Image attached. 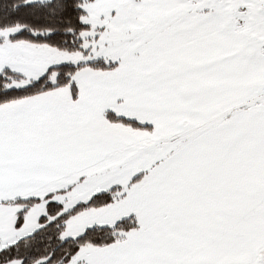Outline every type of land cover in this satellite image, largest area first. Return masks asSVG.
Listing matches in <instances>:
<instances>
[{
  "label": "snow or ice",
  "instance_id": "obj_1",
  "mask_svg": "<svg viewBox=\"0 0 264 264\" xmlns=\"http://www.w3.org/2000/svg\"><path fill=\"white\" fill-rule=\"evenodd\" d=\"M0 264H264V0H0Z\"/></svg>",
  "mask_w": 264,
  "mask_h": 264
}]
</instances>
